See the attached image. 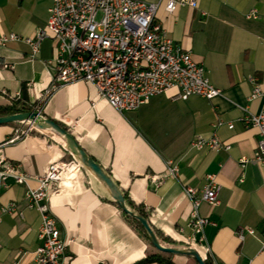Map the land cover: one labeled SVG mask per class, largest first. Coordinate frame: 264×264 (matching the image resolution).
Listing matches in <instances>:
<instances>
[{"label": "crops", "instance_id": "crops-1", "mask_svg": "<svg viewBox=\"0 0 264 264\" xmlns=\"http://www.w3.org/2000/svg\"><path fill=\"white\" fill-rule=\"evenodd\" d=\"M152 1V0H146ZM50 0H0V35L33 38L48 19ZM255 10L256 19L246 15ZM174 43L202 64L209 83L223 92L211 100L177 98V90L152 97L134 112L120 114L102 100L93 85L78 82L55 91L38 106L49 85L44 62L55 44L44 40L36 58L23 42L0 46V107L25 103L71 132L86 153L125 193L133 210L141 209L161 242L195 248L210 264H264V165L254 161L257 133L238 121L243 108L258 113L264 99L248 101L250 78L264 87V0H198L195 9L158 13ZM232 122L233 129L218 120ZM24 124L0 125V160L27 177L24 184L9 179L0 189V207L14 203L18 211L0 222V264H37L40 214L25 205V193L38 186L36 177L51 163L75 162L58 137L37 129L15 144H7ZM218 140L228 151L196 150V136ZM242 167V162H244ZM167 162L178 168L176 178L157 183ZM219 186L216 207L201 203L198 214L215 222L204 229L198 244L188 228L192 206L184 188L202 190L206 176ZM60 239L67 242V264H135L156 254L149 241L129 222L101 185L82 168L57 185L49 198ZM21 212L22 216H19ZM253 229L239 242L237 231ZM208 248V251H205ZM174 264H197L186 256H171ZM157 264V263H152Z\"/></svg>", "mask_w": 264, "mask_h": 264}, {"label": "built area", "instance_id": "built-area-1", "mask_svg": "<svg viewBox=\"0 0 264 264\" xmlns=\"http://www.w3.org/2000/svg\"><path fill=\"white\" fill-rule=\"evenodd\" d=\"M197 6L198 0H50L47 22L33 38H22L14 33L0 35V46L23 42L30 48L29 57L33 60L44 40L55 44L54 57L43 63L49 85L39 94L38 106L59 88L78 82L93 85L98 96L120 114L134 112L152 97L172 89L177 90L176 97L182 100L190 96L211 100L222 97L223 92L209 83L202 64L193 61L188 51L168 37L158 17L161 10L171 15L177 8L195 9ZM246 18L256 19L258 14L251 10ZM249 81L253 88L247 100L264 99V87L254 77ZM242 111L238 121L257 133L253 159L264 165V108L258 113L247 108ZM224 124L228 129L234 128L232 122L224 123L220 119L212 127ZM25 125L15 129L7 144L21 141L34 129ZM191 148L219 152L228 151L230 146L213 135L211 138L196 136ZM79 168L76 162L51 163L43 175L36 177L37 188H28L25 193V205L35 209L41 217L38 228L41 244L34 253L37 264H67L64 261L67 242L60 239L57 222L49 208V198L57 185L72 178ZM177 175V166L167 162L162 178L149 176V179L157 183ZM9 179L24 184L27 177L19 173L15 165L0 160V189L7 188ZM218 191L219 186L212 175L206 176V184L200 191L184 188L192 206L188 228L193 236L198 237V244L205 242V227L216 226L215 222L201 217L198 208L201 203L218 206ZM17 211L14 203L0 207V222L3 214ZM18 214L22 216L21 212ZM245 233L255 235L253 229H240L236 234L239 242L244 240ZM261 249L264 250V238ZM201 258L205 260V256Z\"/></svg>", "mask_w": 264, "mask_h": 264}, {"label": "water", "instance_id": "water-1", "mask_svg": "<svg viewBox=\"0 0 264 264\" xmlns=\"http://www.w3.org/2000/svg\"><path fill=\"white\" fill-rule=\"evenodd\" d=\"M5 124H27L34 129L45 133H51L58 137L64 144V149L72 156L79 167L87 171L99 182L105 193L118 206L122 213L141 225L147 240L155 250L171 256H186L193 259L197 264H205L198 251L192 247L167 245L161 242L150 226L148 220L127 205L124 192L113 180L108 171L86 153L71 132L63 129L60 125L47 118L41 112L35 111L0 117V125Z\"/></svg>", "mask_w": 264, "mask_h": 264}, {"label": "trees", "instance_id": "trees-1", "mask_svg": "<svg viewBox=\"0 0 264 264\" xmlns=\"http://www.w3.org/2000/svg\"><path fill=\"white\" fill-rule=\"evenodd\" d=\"M31 111H33V108L29 107L25 103H21V104L20 103H14L9 107H0V117L6 116V115H12V114H16V113H22V112H31ZM124 195H125V193H124ZM125 199H126L127 205L132 206L126 195H125ZM136 211L146 218V213L143 210L137 209ZM123 215L129 222H131L139 230L140 234H142L147 239L141 225L138 222H136L135 220L126 216L125 214H123ZM152 263L174 264L171 260V255L158 252L157 250H156V254H147L145 256V258L141 259L139 262H137L135 264H152ZM205 264H210V262L207 260V261H205Z\"/></svg>", "mask_w": 264, "mask_h": 264}]
</instances>
